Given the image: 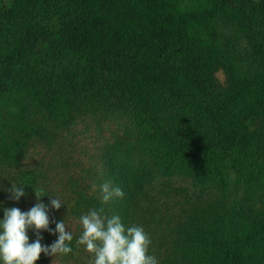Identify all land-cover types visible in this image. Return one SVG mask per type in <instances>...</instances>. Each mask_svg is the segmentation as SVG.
<instances>
[{
  "label": "trees",
  "instance_id": "obj_1",
  "mask_svg": "<svg viewBox=\"0 0 264 264\" xmlns=\"http://www.w3.org/2000/svg\"><path fill=\"white\" fill-rule=\"evenodd\" d=\"M37 202L74 239L36 264H89L93 208L158 264H264V0L0 2V219Z\"/></svg>",
  "mask_w": 264,
  "mask_h": 264
},
{
  "label": "clouds",
  "instance_id": "obj_2",
  "mask_svg": "<svg viewBox=\"0 0 264 264\" xmlns=\"http://www.w3.org/2000/svg\"><path fill=\"white\" fill-rule=\"evenodd\" d=\"M25 185L12 184L11 199L19 200L25 195ZM102 199L108 202L113 196L123 197L119 187L112 188L110 183L100 185ZM96 188V185H93ZM37 198L47 193L42 189H34ZM62 203L56 197L51 206L59 209ZM102 208H93L79 217L82 231L76 239L77 245L85 246V250L93 254L89 264H158L155 254L149 253L152 244L150 234L142 226L125 227L119 215L108 217ZM50 217L48 207L37 202L28 211L17 207L4 209L0 219V261L2 264H36L41 253L51 255H67L73 252L71 242L74 237L66 230L64 221L56 222L55 229L49 228ZM35 229L37 239L29 241L28 229ZM41 230L58 233V238L51 245L41 243Z\"/></svg>",
  "mask_w": 264,
  "mask_h": 264
},
{
  "label": "rangeland",
  "instance_id": "obj_3",
  "mask_svg": "<svg viewBox=\"0 0 264 264\" xmlns=\"http://www.w3.org/2000/svg\"><path fill=\"white\" fill-rule=\"evenodd\" d=\"M9 0H0L1 3H7ZM219 79H223V74L221 72L218 73Z\"/></svg>",
  "mask_w": 264,
  "mask_h": 264
}]
</instances>
